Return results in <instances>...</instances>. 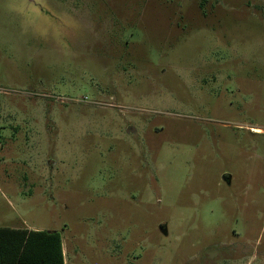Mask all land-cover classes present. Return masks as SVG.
<instances>
[{"label": "rangeland", "instance_id": "374dc122", "mask_svg": "<svg viewBox=\"0 0 264 264\" xmlns=\"http://www.w3.org/2000/svg\"><path fill=\"white\" fill-rule=\"evenodd\" d=\"M74 264H264V0H0V227Z\"/></svg>", "mask_w": 264, "mask_h": 264}, {"label": "trees", "instance_id": "16d2710c", "mask_svg": "<svg viewBox=\"0 0 264 264\" xmlns=\"http://www.w3.org/2000/svg\"><path fill=\"white\" fill-rule=\"evenodd\" d=\"M0 264H65L62 235L0 227Z\"/></svg>", "mask_w": 264, "mask_h": 264}, {"label": "crops", "instance_id": "0c3cea01", "mask_svg": "<svg viewBox=\"0 0 264 264\" xmlns=\"http://www.w3.org/2000/svg\"><path fill=\"white\" fill-rule=\"evenodd\" d=\"M7 228H11V229H15V230L27 229V230H33V231H44L45 230V229L43 230V229L33 228V227L27 226L25 224L23 226H21V227H7ZM45 231H51V230H45ZM62 248H63L64 263L65 264H74V263H72L73 260L72 259L70 260L67 257L66 249H65V246H64V243H63V238H62Z\"/></svg>", "mask_w": 264, "mask_h": 264}]
</instances>
